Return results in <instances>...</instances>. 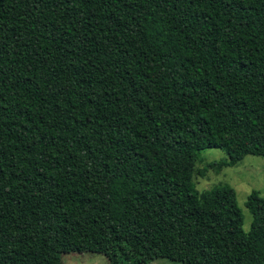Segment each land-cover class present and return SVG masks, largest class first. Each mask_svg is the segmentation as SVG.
<instances>
[{"label":"trees","instance_id":"obj_1","mask_svg":"<svg viewBox=\"0 0 264 264\" xmlns=\"http://www.w3.org/2000/svg\"><path fill=\"white\" fill-rule=\"evenodd\" d=\"M204 149L264 157V0H0V264H264Z\"/></svg>","mask_w":264,"mask_h":264},{"label":"rangeland","instance_id":"obj_2","mask_svg":"<svg viewBox=\"0 0 264 264\" xmlns=\"http://www.w3.org/2000/svg\"><path fill=\"white\" fill-rule=\"evenodd\" d=\"M226 155L217 149H204L193 164V182L197 192L216 185H227L234 192L235 204L241 217V229L247 232L250 225V215L244 207L246 196L255 191L264 197V157L246 156L232 167L206 168L208 163H219L226 160ZM202 175L197 172L203 170ZM61 264H106L105 259L91 253H69L61 255ZM149 264H180L166 259H157Z\"/></svg>","mask_w":264,"mask_h":264}]
</instances>
